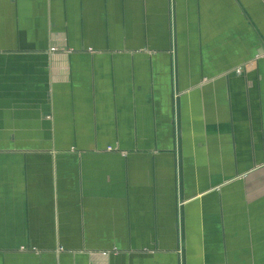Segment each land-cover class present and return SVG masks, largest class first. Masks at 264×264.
I'll return each mask as SVG.
<instances>
[{
	"label": "crops",
	"instance_id": "0c3cea01",
	"mask_svg": "<svg viewBox=\"0 0 264 264\" xmlns=\"http://www.w3.org/2000/svg\"><path fill=\"white\" fill-rule=\"evenodd\" d=\"M262 54L264 0H0V264H264Z\"/></svg>",
	"mask_w": 264,
	"mask_h": 264
},
{
	"label": "built area",
	"instance_id": "2783aa9c",
	"mask_svg": "<svg viewBox=\"0 0 264 264\" xmlns=\"http://www.w3.org/2000/svg\"><path fill=\"white\" fill-rule=\"evenodd\" d=\"M64 51V50H63ZM262 55H264V54H262ZM242 71V67H239L238 69H237V72H241ZM111 149V148H110Z\"/></svg>",
	"mask_w": 264,
	"mask_h": 264
}]
</instances>
